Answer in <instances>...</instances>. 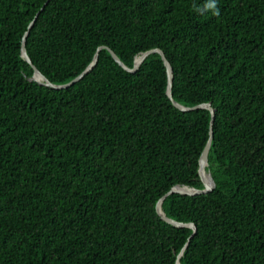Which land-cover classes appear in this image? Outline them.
I'll list each match as a JSON object with an SVG mask.
<instances>
[{
  "label": "trees",
  "instance_id": "1",
  "mask_svg": "<svg viewBox=\"0 0 264 264\" xmlns=\"http://www.w3.org/2000/svg\"><path fill=\"white\" fill-rule=\"evenodd\" d=\"M207 2L0 0V264H264V0Z\"/></svg>",
  "mask_w": 264,
  "mask_h": 264
},
{
  "label": "water",
  "instance_id": "2",
  "mask_svg": "<svg viewBox=\"0 0 264 264\" xmlns=\"http://www.w3.org/2000/svg\"><path fill=\"white\" fill-rule=\"evenodd\" d=\"M33 22L30 23V26L32 25ZM29 26V27H30ZM27 34V33H26ZM25 34V35H26ZM24 35V36H25ZM24 38V37H23ZM112 58L118 63L120 64L122 67H124L125 69L129 70L127 67L123 66L122 63L120 62V60L118 59V57L115 55L114 52H112L111 50H109ZM152 52H158L160 55H161V58H162V61L166 67V71H167V75H168V87H167V95L168 97L172 100V96H171V82H172V75H171V67L169 65V63L167 62L164 54L162 51H157V50H150V51H147L145 53H142L141 55H139V60L136 62H134V65H133V68L129 71H135L137 70V68L139 67L140 63L143 61V59L148 56L149 54H151ZM21 55L22 57L28 62L30 63V65L33 67L34 69V74L32 76V79H34L35 81H37L38 83L42 84V85H45V86H49V87H52L54 89H62V88H67L68 86H70L71 84H73L75 81L79 80L88 70H90L96 63V60H97V54H95V57H94V60L93 62L85 69L84 72H82L81 74H79L77 77H75L73 80L69 81L68 83L66 84H63V85H54V84H51L50 82H48L44 77L43 75H41V73L31 64V61L28 57V55L26 54L25 52V47H24V44H22V48H21ZM37 74L41 77L42 80H38V79H35L34 78V75ZM172 104L182 110V111H188V110H194V109H199V108H206L208 109L210 112H211V121L210 123L212 124L213 122V119H214V109L211 107V104L208 103V104H199V105H196V106H193V107H184L183 105H180L178 104L176 101L172 100ZM211 124H210V127H209V137H208V140L201 152V155H200V158H199V175H200V178L204 184V189H195V188H192V187H188V186H180V185H177L175 187H173L167 194H170V193H180V194H199V193H205V192H209L213 189L214 187V181L212 179V176L211 174L205 170V166L207 165V160H208V153H209V149H210V144H211V139H212V135H213V132H212V127H211ZM205 171L208 175V180H209V183H206L203 179V176H202V171ZM166 194V195H167ZM164 195L162 197V199L166 196ZM157 203V206H156V211L158 213V215L160 216L161 219H163L165 222L175 226V227H189L192 229V234L190 235L193 236L195 231H196V228L194 226V224L192 223H181V222H177V221H174L168 217H166L163 213V211L161 210V207H160V204H161V200ZM181 256V253L178 255L177 259H176V263L175 264H179V257Z\"/></svg>",
  "mask_w": 264,
  "mask_h": 264
},
{
  "label": "clouds",
  "instance_id": "3",
  "mask_svg": "<svg viewBox=\"0 0 264 264\" xmlns=\"http://www.w3.org/2000/svg\"><path fill=\"white\" fill-rule=\"evenodd\" d=\"M205 10H210L213 15H218L219 9L216 6V0H208L205 4Z\"/></svg>",
  "mask_w": 264,
  "mask_h": 264
},
{
  "label": "bare ground",
  "instance_id": "4",
  "mask_svg": "<svg viewBox=\"0 0 264 264\" xmlns=\"http://www.w3.org/2000/svg\"><path fill=\"white\" fill-rule=\"evenodd\" d=\"M138 60H139V56H137V57L135 58V61H136V62H137ZM34 78H35V79H38V80H42L41 77H40L39 75H37V74L34 75ZM202 176H203V178L207 181V183L210 184V183H209V180H208V175H207V173H206L204 170L202 171Z\"/></svg>",
  "mask_w": 264,
  "mask_h": 264
}]
</instances>
